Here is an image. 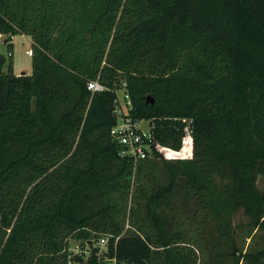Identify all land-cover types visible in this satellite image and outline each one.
Here are the masks:
<instances>
[{"label":"trees","instance_id":"trees-1","mask_svg":"<svg viewBox=\"0 0 264 264\" xmlns=\"http://www.w3.org/2000/svg\"><path fill=\"white\" fill-rule=\"evenodd\" d=\"M0 34V264H99L69 244L103 233L129 264H262L234 221L264 229V0H0ZM121 88L154 135L137 164Z\"/></svg>","mask_w":264,"mask_h":264},{"label":"built area","instance_id":"built-area-1","mask_svg":"<svg viewBox=\"0 0 264 264\" xmlns=\"http://www.w3.org/2000/svg\"><path fill=\"white\" fill-rule=\"evenodd\" d=\"M0 34V38H2ZM26 53L32 56V49H28ZM88 88L92 91H102L106 87L101 84L98 80H91L88 83ZM127 97V108L120 106L118 98L117 107L115 113L117 114V124L111 129V135L121 145L122 156L132 157L135 164L139 161L150 158L153 156L154 151V135L150 128H144L141 125V121H134L130 116L129 112L132 107L129 95ZM129 226V225H128ZM127 228V227H126ZM111 233H103L100 237L93 241V246L89 244L88 240H82V247L71 249L74 254L83 255L87 260L94 249H96V255L99 260V264H129L128 262L119 260L115 255H110L111 252ZM116 247V240L114 245ZM68 264H77L73 260H69Z\"/></svg>","mask_w":264,"mask_h":264},{"label":"rangeland","instance_id":"rangeland-1","mask_svg":"<svg viewBox=\"0 0 264 264\" xmlns=\"http://www.w3.org/2000/svg\"><path fill=\"white\" fill-rule=\"evenodd\" d=\"M3 38H0V57L1 55L6 56V62L4 63V69L7 67V51L8 47L3 41ZM15 42V54H14V65L15 73H19L25 70L31 72V56H29L26 51L31 49V39L27 35L18 34L14 36ZM118 98L120 101V106L127 108V97L125 90L123 88L118 90ZM143 124V125H142ZM141 125L144 128H150V121L143 120ZM257 187L261 193L264 194V177L259 176L257 179ZM264 220V217L262 218ZM236 225V245L240 252L250 253L256 252L263 247L264 244V229L261 227L260 223H256L250 216H248L243 210H240L236 216L235 221ZM128 227L126 222L125 228ZM71 249H76L77 247H82V241L72 238L69 244ZM241 264H250L245 259ZM264 264V260L262 262Z\"/></svg>","mask_w":264,"mask_h":264},{"label":"crops","instance_id":"crops-1","mask_svg":"<svg viewBox=\"0 0 264 264\" xmlns=\"http://www.w3.org/2000/svg\"><path fill=\"white\" fill-rule=\"evenodd\" d=\"M2 36L4 37L3 38V41L6 43L7 42V35H5V34H2ZM31 39V38H30ZM13 40H14V36H13V38H12V43H13V55L15 54L14 52H15V42H13ZM31 44H32V41H31ZM6 45H7V43H6ZM8 47V46H7ZM7 55H8V51H7ZM2 56V55H1ZM4 56V55H3ZM6 57V56H5ZM14 67V71H15V65L13 66ZM31 71H32V62H31ZM22 72H26V74H31V72H29L28 70H25V71H22ZM22 72H19V73H17V75H20Z\"/></svg>","mask_w":264,"mask_h":264},{"label":"water","instance_id":"water-1","mask_svg":"<svg viewBox=\"0 0 264 264\" xmlns=\"http://www.w3.org/2000/svg\"><path fill=\"white\" fill-rule=\"evenodd\" d=\"M24 74H26V72H22L20 75H24ZM148 102H154V100L153 99H151L150 98V96L148 97ZM89 244L91 245V246H93V242H92V240H89Z\"/></svg>","mask_w":264,"mask_h":264}]
</instances>
